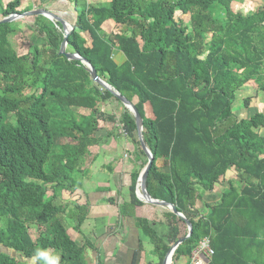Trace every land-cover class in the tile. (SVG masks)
Here are the masks:
<instances>
[{"label":"trees","instance_id":"16d2710c","mask_svg":"<svg viewBox=\"0 0 264 264\" xmlns=\"http://www.w3.org/2000/svg\"><path fill=\"white\" fill-rule=\"evenodd\" d=\"M233 1L73 0L68 17L74 30L67 52L86 60L142 118V139L154 158L149 196L173 205L191 224L192 234L175 250L172 264L181 258L189 264L204 240L213 252L208 264H264V115L238 119L232 113L246 84L264 93V0L248 16L234 14ZM20 4L7 3L2 18L21 14ZM215 5L225 10V19L214 17ZM177 12L189 17L188 27L174 19ZM38 25L43 44L18 56L8 40L11 25L0 24V264H46L41 251L58 256V264H85L86 248L93 245L85 238L76 245L62 218L70 214L71 229L80 235L88 204L79 205V197L58 205L55 200L83 190L88 170L81 167L113 134L97 136L100 122L119 126L134 155H145L128 110L80 62L59 55L61 25ZM107 102L120 103L118 116L106 115ZM249 102L243 99V107ZM145 165L146 159L130 173L128 201L118 205L122 217L143 206L135 192ZM216 185H225L218 201L196 208ZM47 187L58 188L57 194L47 197ZM163 217L166 241L148 220L135 218L156 258L145 264H162L187 234L181 219L171 212Z\"/></svg>","mask_w":264,"mask_h":264},{"label":"rangeland","instance_id":"374dc122","mask_svg":"<svg viewBox=\"0 0 264 264\" xmlns=\"http://www.w3.org/2000/svg\"><path fill=\"white\" fill-rule=\"evenodd\" d=\"M11 0H0V20L3 19L2 18V13L5 9V6L7 3H9ZM81 1V0H78ZM57 5H63L65 9L62 8H55ZM263 6V0H234L231 5H230V10L234 13V14H239L242 16H248L249 14L253 13L254 11H256L258 8ZM67 7V8H66ZM46 10V11H51V9H56L58 12H60L59 14H64L66 11H68V13L66 14V17L73 15L72 13V9H73V0H68V3H66V1L62 0H21V4L19 7V10L23 11L22 13H29L35 10ZM247 9V11H246ZM213 15L214 17L218 18V19H225V10L220 7L219 5H215L213 7ZM21 13V14H22ZM54 14V13H53ZM65 16V14H64ZM38 17V18H37ZM60 17V16H59ZM37 18V19H35ZM61 18V17H60ZM174 19L178 22H181L184 26L188 27L189 25V17L188 16H183L181 15L179 12L174 14ZM49 20L44 18V17H39V16H31V17H27V18H23L21 20L15 21L13 23H11V27L13 32L8 36V40L9 43L11 44L12 49L15 51V53L18 56H22V55H26L28 53V50L30 47L32 46H37L38 48L41 47V45L43 44V41L37 37L36 34V27H38L40 25H45L47 24ZM51 22V21H49ZM68 23V22H67ZM70 24V23H68ZM78 29L76 28V33H77ZM66 52H67V48H66ZM117 60V59H116ZM119 60H117L118 62ZM250 99L249 102V106L248 108H244L243 107V99ZM120 104V103H119ZM117 104L116 102H112L110 104V102L105 103V105L103 106V111L106 113V115H119L120 114V110H121V106ZM79 113L81 114H88V111L86 110H79ZM232 113L235 114L237 116L238 119H244V118H248L256 113H261L264 115V93L257 91V87L252 84V83H248L244 86V89L239 92V94L237 95V99H235L234 105L232 107ZM118 118V117H117ZM100 126V130L97 133V136L100 137H106L107 133L113 132V134L111 135V137L102 140L98 146H96L95 148H93L90 152L89 157L86 159L85 163L83 164V166L81 167V169H85L88 170V173L86 174L85 180H84V186L82 187L83 191L85 193L90 192V190H92V188L96 185H86V179L89 180L88 183L91 181L92 183H96L97 186H101L99 185V183H103L106 181V179L109 178V173H107V165L111 164L112 166H116L115 163H118L117 167L121 169V167L125 166V170L126 173L129 171H132V167L131 164L133 163V158H134V148L132 147L131 143H129L127 140H125L123 134H122V130L119 129L116 126H114L112 123L107 122V123H103L100 122L99 123ZM259 134L264 136V129H261L259 131ZM98 156V157H95ZM157 165L159 166V168L161 167V162L158 161ZM109 166V165H108ZM231 174H228L226 178H230ZM92 178V180H91ZM126 182H128V177H125ZM119 183H125L123 180L119 181L117 183V186ZM125 185V184H124ZM225 187L224 186H220V185H216L214 188V192L212 195L208 194H204L203 195V199H197L196 201V208H200L202 206L203 203H209L212 204L214 202H217L219 199V195L221 194L222 189ZM126 186L125 189H123L122 197L121 198L124 202L128 201V198L126 197ZM107 190H102V188H97L96 193H106ZM58 192V188L54 189V187H47V197L52 196L53 194H57ZM94 194V193H93ZM80 192H76L73 195L67 194V193H62L60 198H57L54 202V204L58 205V204H62L64 202H66L67 200L69 202H72L73 200H76L78 197V199L76 201H78V204L81 205V196H80ZM210 195V196H209ZM118 198V197H117ZM84 203V201H83ZM100 203V202H98ZM109 205V204H108ZM69 207H72L71 205ZM113 208V207H112ZM117 210V216L122 217L119 213V207H115ZM152 209L155 210V214L151 215L149 218L151 219L152 223L150 222V224L152 225V228L155 227L154 232L162 239H165L167 237L168 234V227L166 226V221L165 218L163 217V215L167 212H171L167 209H163V208H159V207H155L153 206ZM87 218V217H86ZM159 220V224L156 223V221ZM85 221V220H84ZM62 222L64 225L65 230H67L70 234H73V230L72 225L74 224L73 219H70V214H69V218L66 216L62 218ZM85 223V222H84ZM81 226V233L82 231H84L85 233L88 234V231H86V224H84ZM1 227H3L5 225V222H1ZM92 228L94 226V222H89L88 223ZM154 225V226H153ZM179 228L181 229V234L186 233L183 227L182 223H178ZM29 232L32 235H36V227L34 226H30ZM78 235V234H76ZM92 235V234H91ZM33 236V237H34ZM92 237V236H91ZM79 240V246H81L80 244V237H77ZM91 245H93V250L90 248H86L85 251V255H84V262L85 264H92V263H96V259L95 261L93 260L92 257V253L89 251H93L94 253H96V257L98 255L97 259H100L102 261L103 257L101 256V253H99L97 251V243L95 244V241L90 238L89 239L86 237L85 238ZM144 240H146V238L144 237ZM166 241V239H165ZM0 251H3V248L0 247ZM49 257H56L53 255H49V253L47 252ZM18 260H21L20 256L16 257ZM182 261V260H181ZM28 264H34V260H29ZM172 264V263H171Z\"/></svg>","mask_w":264,"mask_h":264},{"label":"crops","instance_id":"0c3cea01","mask_svg":"<svg viewBox=\"0 0 264 264\" xmlns=\"http://www.w3.org/2000/svg\"><path fill=\"white\" fill-rule=\"evenodd\" d=\"M64 1L68 3V0ZM55 8L65 9L63 5H57ZM50 12L54 13V15H56L57 17L60 16L61 19L69 23V16L66 17L68 11L64 13L65 16L64 14H59L60 12H58L56 9H51ZM116 58L117 60H119L118 62H123V57L120 54L116 55ZM145 159V156L134 155L133 163L131 164L132 170L141 166ZM115 164L116 166L108 164L111 167L112 171L108 168L107 165L106 169L107 173H109V178L106 179L105 182L99 183V185L101 186H97L96 183H92L91 181L88 183L89 180L86 179L87 186L93 184L96 186H94L88 193H85L83 190L78 191L81 194L80 196H82L80 204L84 205L85 203H87L89 207V214L84 221V224L87 225L86 231H88L89 235H87V233H85L84 231H82L80 235H76L75 233L70 234L67 230L66 233L69 238L73 240L78 246V236L80 237L81 245L83 244L84 238L87 237L89 241L90 238H92L95 241V244L97 243V251L101 253V256L103 257V264H145L149 261H154L156 260V258L151 254L152 249L149 243L144 240L141 233L135 226V218L142 217L148 220L149 223H152L149 217L155 214V210L152 209L153 206L147 205L142 202L143 206L134 210L133 217L117 216V210L115 207L124 202L121 199L123 198L121 193L123 192V189H125V186L126 188H128L130 184V173L132 171H128L126 173L125 166H122L120 169L117 167L118 163ZM124 176L128 177V182H126ZM121 180H123L125 183H119L117 186V183ZM97 188H102V190L106 189L107 191L106 193H96ZM126 197L128 198L127 190ZM110 199L114 200V204H111L109 202ZM89 222L95 223L93 228L88 224ZM158 222L159 220L156 221V223ZM153 229H155V227ZM89 251L92 253L91 258H93V260L95 261V259L98 258V255L96 257V253L91 250ZM181 260H179L176 264H186V258H181Z\"/></svg>","mask_w":264,"mask_h":264},{"label":"water","instance_id":"95a60500","mask_svg":"<svg viewBox=\"0 0 264 264\" xmlns=\"http://www.w3.org/2000/svg\"><path fill=\"white\" fill-rule=\"evenodd\" d=\"M31 16H41L53 23H58L62 27V31L64 33L63 41L59 47V55L64 56L68 61H78L80 62L87 70L91 80L96 84L104 89L108 90L127 110L128 112L133 116L134 121H135V126H136V134L138 141L140 143V147L142 152L145 155L146 158V165L144 168L141 170L137 183H136V198L140 201L143 202L147 205L155 206V207H160L163 209H167L171 211L173 215L181 219L184 223L185 226L187 227V234L180 238L176 243H174L169 251L167 252L162 264H171L172 263V256L175 252V250L178 248L179 245H181L183 242H185L187 239L190 238L192 234V227L191 224L183 217L182 214L178 213L175 209V207L171 204H168L166 202L158 201V200H153L148 192H147V187H146V182L149 174V170L153 164V156L145 146L143 139H142V127H143V122L140 114L138 113L137 109L130 103L128 102L124 97L120 96L116 91H114L112 88H110L108 85H106L103 81L99 79V77L96 74V71L94 68L83 58H81L78 54H71L66 52V45H67V37L74 30V28L68 24L66 21L63 19L57 17L53 13L46 11V10H35L29 13H22V14H13L10 15L6 18H3L0 20V24H11L15 21L21 20L23 18L31 17Z\"/></svg>","mask_w":264,"mask_h":264},{"label":"built area","instance_id":"2783aa9c","mask_svg":"<svg viewBox=\"0 0 264 264\" xmlns=\"http://www.w3.org/2000/svg\"><path fill=\"white\" fill-rule=\"evenodd\" d=\"M213 252L209 248L207 240H204L200 245L192 252L189 264H208L209 259Z\"/></svg>","mask_w":264,"mask_h":264},{"label":"clouds","instance_id":"9594fccd","mask_svg":"<svg viewBox=\"0 0 264 264\" xmlns=\"http://www.w3.org/2000/svg\"><path fill=\"white\" fill-rule=\"evenodd\" d=\"M247 11V9H246ZM39 256L43 257L46 261V264H58L59 257H49L48 254L44 251L39 252Z\"/></svg>","mask_w":264,"mask_h":264}]
</instances>
